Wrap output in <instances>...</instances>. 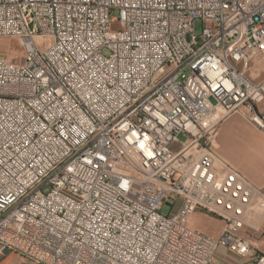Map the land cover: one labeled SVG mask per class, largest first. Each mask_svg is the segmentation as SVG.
Here are the masks:
<instances>
[{
	"label": "built area",
	"instance_id": "obj_1",
	"mask_svg": "<svg viewBox=\"0 0 264 264\" xmlns=\"http://www.w3.org/2000/svg\"><path fill=\"white\" fill-rule=\"evenodd\" d=\"M4 37L27 54L0 58V262L212 264L222 247L264 264L241 234L264 196L215 149L234 114L264 137V0H0Z\"/></svg>",
	"mask_w": 264,
	"mask_h": 264
},
{
	"label": "rangeland",
	"instance_id": "obj_2",
	"mask_svg": "<svg viewBox=\"0 0 264 264\" xmlns=\"http://www.w3.org/2000/svg\"><path fill=\"white\" fill-rule=\"evenodd\" d=\"M194 28L195 31L199 33L201 29L200 23L196 22ZM22 53V46H20L15 38H0V58L18 61ZM263 76L264 72H261L259 77L261 78ZM220 127L221 134L219 136ZM184 138L183 135L178 136V140L180 141H183ZM263 142L262 137L256 133L241 116L234 114L224 119L219 124L215 149L219 156L223 155L224 158L233 166L237 167L240 172L254 180L258 166V154L263 147ZM167 212L168 208L164 207L163 213ZM194 224L198 227H206L209 231H213L216 227V225L202 217L198 218ZM16 261V256H8L3 259L0 264H11Z\"/></svg>",
	"mask_w": 264,
	"mask_h": 264
},
{
	"label": "crops",
	"instance_id": "obj_3",
	"mask_svg": "<svg viewBox=\"0 0 264 264\" xmlns=\"http://www.w3.org/2000/svg\"><path fill=\"white\" fill-rule=\"evenodd\" d=\"M256 133H258L263 141L264 137L250 124H248ZM221 134V127L219 129V136ZM219 138V137H218ZM264 143V142H263ZM223 156V155H222ZM220 156V157H222ZM226 161H228L224 156L222 157ZM230 163V162H229ZM258 166L256 169L255 179L252 180L248 178L245 174H242L246 176L253 184L260 188L262 195L264 196V144L261 148L259 154H258ZM237 168V167H236ZM205 218L207 221H210L212 224L216 225L213 231H209L206 229V227H198L195 226V221L198 218ZM190 226L203 234L216 238L221 233V226L222 223L220 220L216 218H212V216H209L207 214L203 213H194L190 217ZM241 234L248 240V242L256 248V250L260 253H264V212L262 214H252L247 212L243 217V227L241 229ZM212 264H252L251 259H241L238 255L235 253L230 252L229 250L219 247L215 250L214 253V259Z\"/></svg>",
	"mask_w": 264,
	"mask_h": 264
},
{
	"label": "bare ground",
	"instance_id": "obj_4",
	"mask_svg": "<svg viewBox=\"0 0 264 264\" xmlns=\"http://www.w3.org/2000/svg\"><path fill=\"white\" fill-rule=\"evenodd\" d=\"M23 53L22 54H27V46H22Z\"/></svg>",
	"mask_w": 264,
	"mask_h": 264
}]
</instances>
